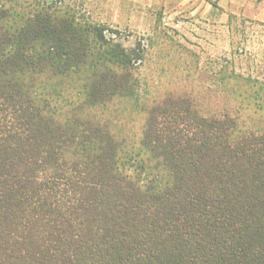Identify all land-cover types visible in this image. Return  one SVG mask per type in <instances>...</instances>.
I'll return each mask as SVG.
<instances>
[{
	"label": "trees",
	"instance_id": "trees-1",
	"mask_svg": "<svg viewBox=\"0 0 264 264\" xmlns=\"http://www.w3.org/2000/svg\"><path fill=\"white\" fill-rule=\"evenodd\" d=\"M117 36L0 0V264H264V86L149 85Z\"/></svg>",
	"mask_w": 264,
	"mask_h": 264
},
{
	"label": "rangeland",
	"instance_id": "rangeland-1",
	"mask_svg": "<svg viewBox=\"0 0 264 264\" xmlns=\"http://www.w3.org/2000/svg\"><path fill=\"white\" fill-rule=\"evenodd\" d=\"M62 1L80 17L117 31L126 48L149 44L146 61L135 64L149 85L211 87L225 58L236 73L264 86V0H222L224 7L221 0ZM198 69L195 79L190 73Z\"/></svg>",
	"mask_w": 264,
	"mask_h": 264
},
{
	"label": "crops",
	"instance_id": "crops-1",
	"mask_svg": "<svg viewBox=\"0 0 264 264\" xmlns=\"http://www.w3.org/2000/svg\"><path fill=\"white\" fill-rule=\"evenodd\" d=\"M222 3H224V1H223V2H222V0L219 1V5H220L221 7H224V5H225V6H228V3L225 2L224 5H223ZM235 4H236L235 6H237V7L239 6V5H237L238 2H236ZM233 6H234V5L232 4L231 7H233ZM233 8H234V7H233ZM233 8H232V9H233Z\"/></svg>",
	"mask_w": 264,
	"mask_h": 264
}]
</instances>
